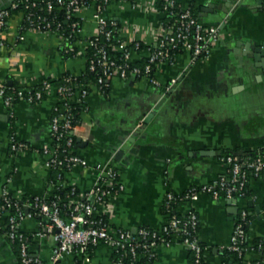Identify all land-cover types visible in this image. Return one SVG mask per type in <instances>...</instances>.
<instances>
[{"label":"crops","instance_id":"1","mask_svg":"<svg viewBox=\"0 0 264 264\" xmlns=\"http://www.w3.org/2000/svg\"><path fill=\"white\" fill-rule=\"evenodd\" d=\"M13 1L0 0V9L9 8ZM161 1L111 0L103 14L119 24L118 34L124 43H150L152 32L164 17ZM176 1L193 6L204 24L221 26V39L213 45L211 55L191 63L188 53L179 54L173 64H162L155 70L158 85L133 76H115L110 79L108 95L92 85L82 113V123L90 126L79 130L88 127L94 140L81 144L78 153L90 163L113 162L125 185L112 202L109 218L114 228L136 232L143 226L160 227L167 218L163 209L169 192L184 193L227 175L228 167L221 161L224 153L244 151V156L264 159V0ZM95 10L91 4L76 13L81 29L73 41L57 32L22 30L23 16L18 11L2 29L0 87L17 84L33 88L46 80L52 86L43 100H21L13 108L0 97V193L7 186L20 201L25 196L52 194L53 171L45 165L41 147L49 139L57 80L65 73L81 76L86 71L87 41L99 29ZM62 48H75L77 54L65 57ZM133 58L140 60V53ZM172 80L176 85L166 89ZM158 103L151 123L139 131L144 113ZM136 131L138 136L130 142ZM12 133L28 146L15 157L10 152ZM115 147L122 151L118 158ZM204 150L221 153L200 155ZM67 176L80 190L88 189L94 181L93 172L83 168ZM243 209L250 217L246 258H263L264 250L255 246L256 240H264L263 180L250 177L245 197L215 199L202 194L196 201L177 203L174 210L179 215L197 213L198 233L205 246L203 264H236L235 256L224 248ZM3 221L0 218V225ZM45 223V218L27 216L20 225L30 237L34 257L46 264H113V250L104 244L86 255H67L53 263L57 241L54 233L39 234L45 233ZM156 252V259L147 264L190 263V249L179 243L159 245ZM0 264H21L17 249L2 233Z\"/></svg>","mask_w":264,"mask_h":264},{"label":"built area","instance_id":"2","mask_svg":"<svg viewBox=\"0 0 264 264\" xmlns=\"http://www.w3.org/2000/svg\"><path fill=\"white\" fill-rule=\"evenodd\" d=\"M111 0H14L9 8L0 9V33L5 27L8 18L13 12H20L23 16L22 30L35 32H60V23L50 19L45 12H52L56 4L59 9H65V22L75 18L76 13L91 4L96 10L93 17L98 23L97 34L87 41L86 52L89 47L97 49L99 57L91 60L89 68L95 70L98 66L101 75L97 80L81 83L73 81L72 75L65 78V83L57 87V102L52 108L50 118L49 139L41 147V154L45 157V165L51 170L58 171L56 184L50 181L52 194L33 196L29 203H19L9 192L7 186L0 193V233L11 241L19 244V258L21 264H46L30 253V237L20 229L21 222L27 216L45 218L46 232L54 233L57 245L51 255L53 263L67 255H86L91 247L100 244L109 246L119 258L113 264H124L126 257L131 258L130 264L141 256H157L156 249L159 245L170 246L179 243L188 247L194 256V262L189 264H203L202 257L205 251L200 243L198 233L199 217L191 211L184 215L174 212V204L181 201H196L202 194H209L215 199L221 197H245L250 177L264 181V159L260 156H240L228 154L221 156V161L228 167V173L210 183L189 188L184 193L169 192L166 195L164 206L167 213L166 220L160 227L140 228L137 235L129 229L114 228L110 222V213L114 206L113 199L125 190V185L120 179L116 165L111 161L90 163L78 153V147L94 140L91 131H81L82 121L74 122L71 113L72 104H86L90 94V87L94 85L102 94L106 95L104 86L110 85V79L118 76L121 78L136 77L147 79L151 84L158 85L159 81L152 70L162 64H173L179 54L188 53L191 63L207 59L212 52V47L221 39V26L218 24H204L197 11L191 5H184L176 0H162L160 11L164 16L175 15L172 22L160 21L153 31V40L150 43L134 41L124 43L118 36L115 49L123 54V62L118 63L110 59L105 46H100L97 40L101 34L110 39L113 33H118V24L104 16V10ZM179 7L180 11L175 12ZM264 9V1L262 4ZM26 25V26H25ZM79 21L71 23L76 33L81 29ZM143 43L144 47H141ZM3 42L0 38V47ZM75 48H69L67 51ZM140 53L141 59H146L144 67L135 66L134 54ZM176 80H172L166 89L173 88ZM41 89L24 88L16 86L10 93L7 84L0 87V97L4 104L13 106L25 100L35 103L43 100L51 89V82H42ZM27 144L19 140L15 133L10 136V152L15 157L27 149ZM77 168L88 169L94 174L92 185L86 190H80L77 185L68 180V174ZM70 189L71 193L65 198L56 194V189ZM16 200V201H15ZM26 208L29 212H26ZM33 208L34 212L30 209ZM248 211L243 209L236 217L235 227L229 244L224 248L236 258V264H264V257L247 260V232ZM260 247L264 248V241Z\"/></svg>","mask_w":264,"mask_h":264},{"label":"trees","instance_id":"3","mask_svg":"<svg viewBox=\"0 0 264 264\" xmlns=\"http://www.w3.org/2000/svg\"><path fill=\"white\" fill-rule=\"evenodd\" d=\"M163 2L164 1H161V4H163ZM192 8L194 9V12H195L196 11L195 8L193 6H192ZM179 11H180L179 7H176L175 8V12H179ZM45 14H47V16L50 19L55 20V22L57 24L58 23L61 24L60 32H61V35L65 39H69L71 41H73L75 39L76 29L71 27V23L75 22V21H79L77 18H72L68 22H65V9H59L56 4L54 5V9L52 10V12H45ZM175 17H176L175 15H170L169 14L167 16H164L162 18V21L164 23H169V22H172L175 19ZM118 28H119V24H118ZM118 36H119L118 33H113L112 37L110 39H107L104 34H101L99 36L98 40H97V43H98L99 47L100 46H105L106 47L107 55H108V57L110 59H115L118 63H122L123 62V54L115 49V45L118 43ZM141 47L142 48L144 47L143 43H141ZM62 52H63L65 57H74L77 54V50L76 49L67 51V50H65V48H62ZM86 57H87V68H86L85 73L83 75H81V76H76V77L72 76L70 73H65L59 80H57L58 85L64 84L65 83V78L66 77H70V76H72V80L73 81H79L81 83H88V82H92V81L95 82V80H97V78L101 75V69L98 66L95 70H91L89 68V66H90L91 60H97V58L99 57V54L97 53V49H95L93 47H89L87 49V52H86ZM146 62H147L146 59H140V60L134 61L133 63L130 64V69L135 67V66L144 67ZM151 72H152L151 74L153 75L155 70H152ZM16 86H17V84L7 85V92L11 93ZM41 87H42V85H37L34 88H35V90H38V89H41ZM104 91H105L106 95H108L109 91H110V85L104 86ZM86 108H87V103L86 104H77V103L72 104L71 113L74 115V122H80L82 120V113H83V111ZM224 155H228V153L222 154V156H224ZM251 157H254V156H251ZM52 171L53 172H52V176H51L50 181H52V182H54V184H56V182H57L56 178H57V175H58V171L55 170V169H53ZM70 193H71L70 189H63V188L56 189V194L62 196L63 198H65L67 196V194H70ZM32 201H33V197L32 196H25L22 199V201L19 200L18 202L21 204V203H29V202H32ZM175 205L176 204H174V209H175ZM30 211L34 212V209L31 208ZM163 212L165 213V215H167L168 213L169 214H173L175 212V210H174V212L171 211V212L167 213V209L164 206ZM249 220H250V217L248 216V223H249ZM141 228H148V227L143 226ZM139 229L136 232H134L135 235H137ZM245 229H246V232H247L248 231V224L245 225ZM263 241L264 240H256L255 246L257 248H259L258 250H261V251L264 250L263 247H260V245H262ZM11 242L13 243L14 247L17 249L18 255H19V244H18V242L17 241H11ZM200 243H201V245L203 247H205L204 244L201 241H200ZM93 248L94 247H91L89 249V251L91 249H93ZM113 253H114V260L118 259L119 258V254L116 253V252H113ZM226 253L228 254L229 252L226 251ZM156 257L157 256L149 257L148 255L141 256L138 259L134 260V262H135V264H147L148 261L155 260ZM19 260H20V258H19ZM131 261H132L131 258L126 257L124 259V264H130ZM202 261L204 262V254H203V257H202ZM189 262L190 263L194 262V256H193V252L192 251H191V257H190ZM225 264H229V263L227 262Z\"/></svg>","mask_w":264,"mask_h":264},{"label":"water","instance_id":"4","mask_svg":"<svg viewBox=\"0 0 264 264\" xmlns=\"http://www.w3.org/2000/svg\"><path fill=\"white\" fill-rule=\"evenodd\" d=\"M239 4V3H238ZM203 10H206L205 8L203 9ZM255 58H257V57H255ZM159 106H160V103H158L157 105H154L153 107H152V109L151 110H149V111H146L145 113H144V119L142 120V124H143V126L140 128V130L139 131H141L144 127H146L147 125H149L151 122V119L154 117V115L156 114V112H157V110H158V108H159ZM139 121V120H138ZM138 131H136V132H134V133H132L133 135H131V137H130V139H129V141L131 142L133 139H134V137H136V136H138ZM143 137L144 138H146L147 137V135H143ZM83 144H87V143H82V145ZM116 148V147H115ZM121 149H118V147L116 148V149H114V154H115V158H118V156L121 154ZM220 153L221 152H217V153H215V151H212V150H204V151H201V153H200V155H202V156H211V155H220ZM234 155H240V156H244L243 154H244V151H235L234 153H233ZM26 212L28 213L29 212V209L28 208H26Z\"/></svg>","mask_w":264,"mask_h":264},{"label":"flooded vegetation","instance_id":"5","mask_svg":"<svg viewBox=\"0 0 264 264\" xmlns=\"http://www.w3.org/2000/svg\"><path fill=\"white\" fill-rule=\"evenodd\" d=\"M198 61H201V60H198ZM198 61H196V62H198ZM175 85H176V82H175L174 86H175ZM174 86H173V87H174ZM221 156H222V155H221Z\"/></svg>","mask_w":264,"mask_h":264}]
</instances>
